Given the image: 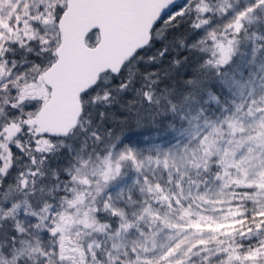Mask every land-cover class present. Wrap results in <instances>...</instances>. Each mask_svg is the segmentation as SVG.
Segmentation results:
<instances>
[{"label":"snow or ice","instance_id":"obj_1","mask_svg":"<svg viewBox=\"0 0 264 264\" xmlns=\"http://www.w3.org/2000/svg\"><path fill=\"white\" fill-rule=\"evenodd\" d=\"M0 264H264V0H0Z\"/></svg>","mask_w":264,"mask_h":264},{"label":"trees","instance_id":"obj_2","mask_svg":"<svg viewBox=\"0 0 264 264\" xmlns=\"http://www.w3.org/2000/svg\"><path fill=\"white\" fill-rule=\"evenodd\" d=\"M149 67H156V65H150ZM140 131H144V130H140Z\"/></svg>","mask_w":264,"mask_h":264}]
</instances>
